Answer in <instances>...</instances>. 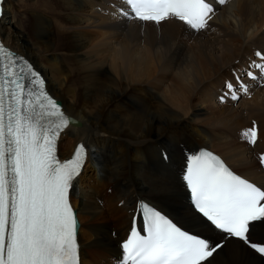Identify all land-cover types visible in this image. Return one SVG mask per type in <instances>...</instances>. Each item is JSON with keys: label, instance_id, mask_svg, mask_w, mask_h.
I'll return each mask as SVG.
<instances>
[{"label": "bare ground", "instance_id": "bare-ground-1", "mask_svg": "<svg viewBox=\"0 0 264 264\" xmlns=\"http://www.w3.org/2000/svg\"><path fill=\"white\" fill-rule=\"evenodd\" d=\"M213 6L208 27L195 31L175 18L159 25L128 19L122 0L0 3L4 45L42 73L74 122L60 136L62 159L79 143L88 149L71 196L80 264L119 263L120 243L141 201L190 233L222 243L210 264H264L243 242L194 213L183 182L188 158L197 151L182 157L178 144L211 151L264 187L258 161L264 154V81L246 77L247 71L257 74L253 64H264L256 55L264 54V35L257 30L264 0ZM237 77L249 89L233 101L225 97L226 84L237 85ZM248 125L257 130L255 145L242 136ZM228 127L234 128L225 132ZM251 238L264 242V223L257 222Z\"/></svg>", "mask_w": 264, "mask_h": 264}, {"label": "snow or ice", "instance_id": "snow-or-ice-1", "mask_svg": "<svg viewBox=\"0 0 264 264\" xmlns=\"http://www.w3.org/2000/svg\"><path fill=\"white\" fill-rule=\"evenodd\" d=\"M2 2V0H0ZM228 0H122L121 14L140 22L159 25L169 18L200 31L215 15L214 4ZM13 68L4 65L0 76V264H79L78 213L70 203L76 181L87 156L86 146L77 145L71 159L57 156V141L74 123L46 91L45 81L30 64L14 70L12 54L0 46ZM260 59L264 54L257 52ZM264 76V64H253ZM252 80L257 76L251 71ZM230 96L238 101L248 88L227 83ZM225 97H221L223 100ZM252 145L257 142L255 125L242 133ZM264 163V156L261 157ZM192 204L214 229L243 242L261 258L264 244L252 242L257 222L264 223V190L235 175L211 152L188 158L183 177ZM144 223L133 225L122 243L119 264H202L213 257L222 243L183 230L158 210L141 204ZM143 233V234H142Z\"/></svg>", "mask_w": 264, "mask_h": 264}, {"label": "rangeland", "instance_id": "rangeland-1", "mask_svg": "<svg viewBox=\"0 0 264 264\" xmlns=\"http://www.w3.org/2000/svg\"><path fill=\"white\" fill-rule=\"evenodd\" d=\"M3 1V0H2ZM0 3H2V2H0ZM264 19H260V21H259V28L257 29L258 30V36H263L264 35ZM262 23V24H261ZM261 28V29H260ZM259 30H260V32H259ZM260 34V35H259ZM252 48H254V47H249L248 48V50H249V53H251L252 52ZM263 53V52H262ZM250 55V54H249ZM249 55H247V56H244V58H243V61L249 56ZM242 62V61H241ZM240 61H236L235 62V64L237 65V64H239V63H241ZM230 71H233V70H230ZM247 99H250L249 98V96L247 97ZM250 125H251V123H250ZM250 125H248V127H247V129L246 130H248V129H250ZM232 128H234V127H228V128H225L224 130H225V132L226 131H229L230 132V130L232 129ZM178 147H179V152H180V155L182 156V157H184L185 155H187V154H190V153H193V152H196V151H198L197 149H195V148H193L192 146H189V145H186V144H178ZM62 150H59V152H61ZM61 155V154H60ZM238 173V172H237ZM263 187V186H262ZM103 203L104 202H100L99 203V206H100V208H102L103 209ZM117 207L118 208H120V204L119 205H117ZM115 232H114V230H113V233H112V237L114 238L116 235L114 234ZM219 236V235H218ZM252 239V238H251ZM255 239H258V237L257 236H255ZM255 239H252V240H255ZM213 240H216V239H213ZM219 240V239H218ZM217 240V241H218ZM228 240H233V239H228ZM227 240V241H228ZM216 241V242H217ZM253 242V241H252ZM226 243V242H225ZM224 243V244H225ZM263 244H264V242H262ZM249 250V249H248ZM251 251V250H250ZM252 252V251H251ZM254 253V252H253ZM259 257V256H258ZM260 258V257H259ZM100 264H103V262H101ZM119 264V263H118Z\"/></svg>", "mask_w": 264, "mask_h": 264}]
</instances>
